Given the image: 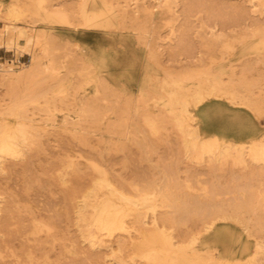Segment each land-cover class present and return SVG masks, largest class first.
Instances as JSON below:
<instances>
[{"label": "rangeland", "instance_id": "rangeland-1", "mask_svg": "<svg viewBox=\"0 0 264 264\" xmlns=\"http://www.w3.org/2000/svg\"><path fill=\"white\" fill-rule=\"evenodd\" d=\"M83 9L98 18L93 34L115 37L140 56L119 73L118 84L86 57L76 36L56 31L57 25L85 27ZM58 11L67 13L66 24L51 19ZM0 55V130L26 127L17 153H0V206L12 200L8 220L12 229L24 228L6 230L5 202L0 264H264V131L253 141L230 140L245 149L243 160L237 152L227 157L220 148L229 140L205 134L196 114L209 98H224L264 119V0H0ZM136 68L138 82L130 87ZM195 89L204 90L199 100ZM216 139L220 148L210 150ZM99 184L126 186L129 198L116 199L125 228L102 231L93 242L78 230L70 195L78 202L77 189ZM154 220L168 225L158 231ZM49 226L55 231H42ZM193 253L203 257L199 263Z\"/></svg>", "mask_w": 264, "mask_h": 264}, {"label": "bare ground", "instance_id": "bare-ground-1", "mask_svg": "<svg viewBox=\"0 0 264 264\" xmlns=\"http://www.w3.org/2000/svg\"><path fill=\"white\" fill-rule=\"evenodd\" d=\"M83 14H84V24H85V27L86 28H92V27H95V25L97 24L96 23V20L98 19L96 16H91V15H89L84 9H83ZM116 14V13H115ZM93 15V14H92ZM99 16V15H98ZM50 17V16H49ZM52 17H54V18H51V19H53V21L55 20V21H60V22H63L64 21V23L66 24L68 21V15H67V13L65 12V11H58V12H54V13H52ZM110 20V19H109ZM238 20V19H237ZM67 21V22H66ZM171 21V20H170ZM100 22V21H99ZM99 24V23H98ZM103 24V23H102ZM101 24V25H102ZM100 25V24H99ZM230 27V26H229ZM113 28V27H112ZM220 28V27H219ZM239 30V29H238ZM212 32V31H211ZM14 34V33H13ZM200 34V33H199ZM211 36V35H210ZM221 36V35H220ZM259 37H261V35L259 36ZM14 39V38H13ZM11 37H10V42H12V41H14ZM9 40V39H8ZM205 40V39H204ZM262 41V40H261ZM258 46V45H257ZM35 62V61H34ZM34 62H33V64L31 65V70L32 69H34L35 70V68H33V67H36V63L34 64ZM190 62V61H189ZM35 65V66H34ZM96 66V65H95ZM27 68H25V70H26ZM30 69V68H29ZM28 70V69H27ZM37 70V69H36ZM30 71V70H29ZM31 72H34V71H31ZM31 72H27V74H30ZM22 73V72H21ZM35 73V72H34ZM27 74H24L25 76L27 75ZM23 75V74H22ZM15 76H17L16 74H15ZM19 76V75H18ZM17 76V77H18ZM21 76V75H20ZM3 79H8V78H11L12 79V77H11V75H7V74H5V75H3L2 74V76H1ZM17 77H15V78H17ZM22 77V76H21ZM27 77V76H26ZM208 77V76H207ZM14 78V77H13ZM14 78V79H15ZM20 79V78H19ZM206 79V78H205ZM200 80V79H199ZM218 80V79H217ZM200 83H201V80L199 81ZM203 82V81H202ZM217 82V81H216ZM204 83H207V81L206 82H204ZM215 83V82H214ZM202 85V84H201ZM197 88H198V86H197ZM179 89H180V87H179ZM186 89V88H185ZM216 89V88H215ZM218 89V88H217ZM196 90V89H195ZM173 91V90H172ZM181 91V90H180ZM187 91H189V90H187ZM204 90L203 89H197L195 92H194V98H196L197 100H199V99H201L202 97H203V94H204V92H203ZM193 92V91H192ZM191 92V93H192ZM186 93V92H185ZM210 93V92H209ZM176 94V93H175ZM171 95V94H170ZM169 95V96H170ZM177 95V94H176ZM185 96H186V94H184ZM193 95V94H192ZM191 96V95H190ZM206 97V96H205ZM182 99V98H181ZM185 99V98H184ZM183 100V99H182ZM181 101V100H180ZM175 102V101H174ZM185 102H187V100H185ZM178 103V102H177ZM176 103V104H177ZM184 103V102H183ZM187 104V103H186ZM185 104V105H186ZM189 104V103H188ZM189 107V106H188ZM187 112L188 111V109L186 108V107H184V110H183V112ZM182 112V111H181ZM182 112V113H183ZM185 114V113H184ZM183 114V115H184ZM187 114V113H186ZM182 115V114H181ZM182 115V116H183ZM186 116H188V115H186ZM181 117V116H180ZM186 121V119H183V117H182V121ZM184 123V122H183ZM186 123V122H185ZM188 123V122H187ZM2 124V123H1ZM22 125H23V123H22ZM181 125H182V123H181ZM180 125V126H181ZM185 125V124H184ZM183 125V126H184ZM17 126V125H16ZM15 126V127H16ZM18 126H19V124H18ZM18 126H17V128H15V131L14 130H12V129H10V130H7V126L5 125V127L4 128H6V130L4 131V132H2L3 130V128L0 130V133H1V135H0V153H11V155L12 154H14V152L17 150V148H15L18 144H16L17 143V140L20 138L19 136H21L20 134H22L23 135V133H25L24 132V128H26V127H24L25 125H23V126H20L19 128H18ZM189 125L187 124V127H188ZM0 127H3V125H1ZM24 127V128H23ZM182 128V127H181ZM186 128V127H185ZM184 129V127L182 128V130ZM185 130H188V132L189 133H192V134H195L196 135V132L195 131H193V130H191V129H185ZM184 130V131H185ZM27 131V130H26ZM27 133V132H26ZM200 135V134H199ZM25 136V135H24ZM198 136V135H197ZM19 137V138H18ZM199 138V137H198ZM194 140V139H193ZM196 140L198 141V139L196 138ZM217 140H219V139H216V140H214V141H212V142H208L209 144H208V148L210 149V150H212V149H214V148H220L219 146H221V145H219V143L218 142H216ZM24 141V140H23ZM184 141V140H183ZM204 141V140H203ZM220 142H221V140H219ZM224 141H226V140H224ZM193 143L195 142V141H192ZM188 143V142H187ZM218 143V144H217ZM225 143V142H224ZM255 143V142H254ZM16 144V145H15ZM191 144V143H190ZM195 144V143H194ZM201 144V143H200ZM204 144V143H203ZM193 145V144H192ZM202 145V144H201ZM196 146V145H195ZM203 146V145H202ZM222 146H223V144H222ZM206 147H204V149H205ZM208 148H206V149H208ZM256 148V150H257V147H254V149ZM221 149H223L222 151L223 152H227V157H228V155H232V157H233V155L235 156V154H234V152H237L238 154H236L237 156H239L237 159H241V160H243L242 158H243V154H244V149H245V147H244V145H239V144H234V143H232L230 140H229V142H227L222 148H220V151H221ZM19 150V149H18ZM185 150V149H184ZM264 150V149H263ZM209 151V150H208ZM214 151H215V149H214ZM217 151V150H216ZM222 151H221V153H222ZM15 153H17V151L15 152ZM229 153V154H228ZM243 153V154H242ZM1 154V155H2ZM224 154V153H223ZM240 154V155H239ZM107 156V155H106ZM225 156V155H224ZM240 156H242V158H240ZM231 157V156H230ZM5 158V157H4ZM235 158V159H236ZM0 159H2V157H0ZM16 159V158H15ZM30 159V158H29ZM234 159V158H233ZM236 159V160H237ZM238 161H240V160H238ZM27 163V162H26ZM33 164V163H32ZM111 164V163H110ZM2 165V164H1ZM3 166V165H2ZM8 166V165H7ZM29 168V167H28ZM84 170V169H83ZM86 170V169H85ZM81 171V170H80ZM61 173V172H60ZM172 173V172H171ZM124 175V174H123ZM63 176V175H62ZM102 176V175H101ZM130 177V176H129ZM142 177V176H141ZM21 178V177H20ZM166 178V177H165ZM97 179V178H96ZM144 179V178H143ZM146 179V178H145ZM172 179V178H171ZM34 180V179H33ZM169 180H170V178H169ZM65 181V180H64ZM98 181V180H97ZM103 181V180H102ZM107 181V180H106ZM148 181V180H147ZM61 182V181H60ZM96 182V181H95ZM99 182V181H98ZM97 182V183H98ZM146 182V181H145ZM164 182V181H163ZM136 183V182H135ZM167 183V182H166ZM172 183V182H171ZM176 183V182H175ZM95 184V183H94ZM111 184V183H110ZM147 184V186H148V182L146 183ZM146 184H145V186H146ZM152 184H154V183H152ZM179 184V183H178ZM1 185H2V183H1ZM0 185V186H1ZM77 185V184H76ZM100 185V184H99ZM99 185H97V186H90L88 189L86 188H84L83 190V192H82V188H80L81 189V191L79 190V189H77L78 191H79V193H80V196H78V202H76V200H75V197H77V191H75V195L76 196H74V194H71L70 195V199L71 200H74V202L72 203L73 204V209H74V211H73V213L75 212L76 213V215H74L75 216V218H74V220H75V223L78 225V230H80V233L82 234L81 236H84V238L86 237V238H88L90 241H93V242H98V241H100V236L99 235H101V233H102V231L104 232V231H107V232H112V231H114L115 229H124L125 228V221H124V218H123V216H124V214H125V212L122 210V208H118L117 207V205H116V203L119 201L117 198H121L122 197V195L124 196V194L126 193L125 192V190L126 189H124V194H123V192H122V190L120 189V188H118V186H99ZM139 185V184H138ZM137 185V186H138ZM143 186V185H142ZM154 186V185H153ZM4 186H2V189H4L3 191L5 192V190H8V186H7V188H3ZM64 187H66V186H64ZM80 187V186H79ZM81 187H84V186H81ZM128 187H130V186H128ZM134 187V186H133ZM139 187V186H138ZM137 187V188H138ZM150 187V186H149ZM149 187H146V188H149ZM166 187V186H165ZM171 187V186H170ZM232 187V186H231ZM70 188V187H69ZM78 188V187H77ZM145 188V187H144ZM169 188V187H168ZM168 188H164V189H168ZM175 188H176V185H175ZM118 189H120V191L118 190ZM141 189V188H140ZM142 189H143V187H142ZM172 190V187L171 188H169V190ZM178 190L180 189V188H177ZM216 189V188H215ZM261 189H263V188H261ZM52 190V189H51ZM63 190H65V189H63ZM74 190V189H73ZM144 190V189H143ZM152 190V189H151ZM165 190V191H166ZM182 190V189H181ZM148 191V190H147ZM164 191V192H165ZM207 191H208V189H207ZM213 191H215V190H213ZM233 191V190H232ZM262 191H264V190H262ZM3 192V193H4ZM9 191H6L5 192V195H6V193H8ZM14 193H16L15 191H13ZM119 192H120V194H119ZM131 192V191H130ZM142 192V191H141ZM157 192V191H156ZM159 192H160V190H159ZM163 192V191H162ZM181 192V191H180ZM192 192V191H191ZM218 192V191H217ZM11 193H12V190L8 193L9 195H11ZM14 193H12L14 196H15V194ZM66 193L68 194V193H70L69 191L67 192L66 191ZM121 193H122V195H121ZM142 193H144V191L142 192ZM149 193H151V192H149ZM181 193H183V192H181ZM185 193V192H184ZM65 194V193H64ZM67 194H65L66 196H67V198H68V195ZM136 194V193H135ZM134 194V195H135ZM161 194V193H160ZM168 194H170L169 192H168ZM208 194V193H207ZM210 194V193H209ZM257 194V193H256ZM264 194V193H263ZM12 195V196H13ZM17 195V194H16ZM162 195H163V193H162ZM167 195V194H166ZM171 195V194H170ZM174 195V194H173ZM177 194H175V196H176ZM210 195H212V194H210ZM214 195H216V194H214ZM218 195V194H217ZM125 196H127L126 194H125ZM139 196H141V195H139ZM138 196V197H139ZM168 196V195H167ZM187 196H189V195H187ZM196 196V195H195ZM203 196V195H202ZM213 196V195H212ZM258 196V195H257ZM82 197V198H81ZM131 197V196H130ZM145 197V196H144ZM148 197V196H147ZM161 197H163V196H161ZM168 197H171V198H174V196L172 197V195L171 196H168ZM201 197V196H200ZM205 197V196H204ZM213 197H215V196H213ZM4 198L5 199H7V197L6 196H4ZM10 198V197H9ZM11 198H13V197H11ZM10 198V199H11ZM15 198V197H14ZM79 198H81V199H79ZM127 198H129L128 196H127ZM153 198H155V196L153 197ZM158 198V197H157ZM165 198H167L166 196H165ZM170 198V199H171ZM210 198V197H209ZM16 199V198H15ZM116 199H117V202H116ZM138 199V198H137ZM136 199V200H137ZM150 199V198H149ZM183 199V198H182ZM184 199H185V197H184ZM201 199V198H200ZM245 199V198H244ZM249 199V198H248ZM247 199V200H248ZM256 199V198H255ZM261 199V198H260ZM4 200V199H3ZM60 200V199H59ZM80 200V201H79ZM163 200V199H162ZM171 200H175V198L174 199H171ZM186 200V199H185ZM188 201H189V199H187ZM199 200V199H198ZM246 200V199H245ZM244 200V201H245ZM257 200V199H256ZM70 201V200H69ZM121 201V200H120ZM159 201V200H158ZM157 201V202H158ZM165 201V200H164ZM166 201H170V200H166ZM177 201V200H176ZM193 201H195V199L193 200ZM192 201V202H193ZM200 201H202V200H200ZM225 201V200H224ZM253 201V200H252ZM1 202H3V201H1ZM6 202V201H5ZM3 202V204H2V206H4L6 203H8V204H10V202H11V204H10V206L8 205V204H6V206H4L5 207V213H3V210H2V206H0V209L2 210L1 212H2V214H3V220L2 221H4V223L5 222H7L8 221V223L7 224H5V228L6 227H8V229L6 228V230H8V231H10V227H11V230H15V229H12L13 227H12V225H13V222H11V220H8V218H9V216L11 217L12 216V213H13V211H15V207H14V210H12V208H13V201L11 200L10 202ZM71 202V201H70ZM123 202V201H122ZM128 202V201H127ZM154 202V201H153ZM192 202H191V204H192ZM205 202V201H204ZM220 202V201H219ZM249 202H251V200H249ZM262 202H263V200H262ZM5 203V204H4ZM16 203V202H15ZM121 203V202H120ZM161 203V202H160ZM164 203V202H163ZM173 203V202H172ZM177 203H178V201H177ZM188 203V202H187ZM195 203H196V201H195ZM194 203V204H195ZM198 203H199V201H198ZM202 203V202H201ZM209 203V202H208ZM211 203V202H210ZM233 203H235V202H233ZM246 203H247V201H246ZM117 204H119V203H117ZM121 204H123V203H121ZM162 204V203H161ZM167 204H169V203H167ZM173 204H175V203H173ZM172 204V207H177V209H178V206H174ZM193 204V205H194ZM204 204V203H203ZM229 204V203H228ZM237 204H239V203H237ZM236 204V205H237ZM248 204V203H247ZM1 205V204H0ZM12 205V206H11ZM17 205V204H16ZM120 205V204H119ZM124 205L125 204H123L121 207H123L124 208ZM127 205H129V204H127ZM170 205H171V203H170ZM243 205V204H242ZM251 205H253V203L251 202ZM22 206V205H21ZM72 206V205H71ZM71 206H70V208H71ZM240 206V205H239ZM238 206V207H239ZM247 206V205H246ZM248 206H249V204H248ZM257 206V205H256ZM260 206V205H259ZM264 206V205H263ZM2 207V208H1ZM10 207H12L11 209H10ZM69 207V206H68ZM125 207H127V206H125ZM149 207H150V205H149ZM164 207V206H163ZM198 207H200L201 208V204H200V206H198ZM212 209H213V207H212V205L210 206ZM210 207H209V209H210ZM215 207V206H214ZM220 207V206H219ZM218 207V208H219ZM233 207H234V205H233ZM262 207V206H261ZM22 208V207H21ZM69 208V209H70ZM129 208H130V210L133 208V206H132V208H131V206H129ZM135 208V207H134ZM155 208V207H154ZM154 208L152 207L151 209H153L154 210ZM197 207H195V209H196ZM199 208V209H200ZM202 208H203V206H202ZM206 208V207H205ZM247 208H249L250 209V207H247ZM251 208H254V207H252L251 206ZM257 208V207H256ZM259 208V207H258ZM4 209V208H3ZM24 209V208H23ZM137 209V208H136ZM135 209V210H136ZM150 209V210H151ZM176 209V208H175ZM176 209V210H177ZM193 209H194V207H193ZM219 209H221V208H219ZM124 210H125V208H124ZM133 210V209H132ZM134 210V211H135ZM139 210V209H138ZM181 209H179V211H180ZM190 210H192V209H190ZM200 210H203V209H200ZM207 210V209H206ZM205 210V211H206ZM223 210V209H222ZM240 209L238 208V211H239ZM244 210V209H243ZM248 210V209H247ZM251 210V209H250ZM256 210V209H255ZM264 210V209H263ZM19 211V210H18ZM66 211V210H65ZM71 211V210H70ZM70 211H68V212H70ZM71 211V212H72ZM126 211V210H125ZM137 211V210H136ZM204 211V210H203ZM211 211V210H210ZM209 211V212H210ZM213 211V215H215L214 213H216L214 210H212ZM221 211V210H220ZM226 211V210H225ZM0 212V213H1ZM20 212V211H19ZM67 212V211H66ZM67 212V213H68ZM127 212H129V210H127ZM155 212V211H154ZM177 212H178V210H177ZM183 212V211H182ZM182 212H180V213H182ZM197 212H199V210L197 209V211H195V213H197ZM219 212V211H218ZM244 212V211H243ZM242 212V213H243ZM251 212V211H250ZM253 212V211H252ZM73 213H72V215H73ZM130 213V212H129ZM133 213H135V212H133ZM174 213V212H173ZM176 213V212H175ZM194 212H193V214H195ZM199 213H201V211L199 212ZM228 213V212H227ZM1 214V215H2ZM14 214V213H13ZM177 214V213H176ZM184 214V213H183ZM201 214H203V213H201ZM208 214V213H207ZM210 214V213H209ZM260 214V213H259ZM258 214V215H259ZM128 215V214H127ZM130 215V214H129ZM136 215V214H135ZM196 215V214H195ZM198 215V214H197ZM211 215V214H210ZM224 215V214H223ZM235 215H237V214H235ZM234 215V216H235ZM239 215V214H238ZM246 215V214H245ZM14 216H16V214L14 215ZM21 215H19V217H20ZM23 216V215H22ZM73 216V217H74ZM140 216V215H139ZM174 216H176V217H178V215H174ZM183 216V215H182ZM202 217H206L205 215H201ZM200 216V217H201ZM220 216V215H219ZM233 216V215H232ZM243 216V215H242ZM255 216H256V214H255ZM2 217V216H1ZM0 217V218H1ZM53 217V216H52ZM135 217V216H134ZM137 217H138V215H137ZM218 217V216H217ZM227 217V216H226ZM231 217V216H230ZM15 218V217H14ZM29 218V217H28ZM34 218V217H33ZM32 218V219H33ZM50 218V217H49ZM69 218H70V216H69ZM204 218H201V219H204ZM10 219V218H9ZM11 219H13V217L11 218ZM16 219V218H15ZM22 218L20 217L19 218V221H24V220H21ZM51 219V218H50ZM73 219V218H72ZM135 219V218H134ZM166 219V218H165ZM164 219V220H165ZM170 219V218H169ZM169 219L167 220V221H169ZM181 219V218H180ZM230 219V218H229ZM18 220V219H17ZM74 220H72V221H74ZM153 220V219H152ZM163 220V221H164ZM174 221H176V220H178L177 218L176 219H173ZM197 220V219H196ZM232 220V219H231ZM259 220V219H258ZM2 221H0V223L2 222ZM9 221H10V223H9ZM37 221V220H36ZM54 222L53 223H55L56 221L55 220H53ZM135 221V220H134ZM141 221V220H140ZM155 221V220H154ZM171 221V220H170ZM225 221V220H224ZM234 221V220H233ZM264 221V220H263ZM145 222V221H144ZM165 222L166 221H164L163 223H161V224H163V225H159V222H158V226H167V225H165ZM193 222V221H192ZM204 222V221H203ZM206 222V221H205ZM208 222V221H207ZM257 222V221H256ZM12 223V224H11ZM17 223V222H16ZM46 223H48V222H46ZM46 223H45V225L44 226H46L47 227V225H46ZM51 223V222H50ZM155 223H156V226H157V222L155 221ZM154 223V224H155ZM167 223V222H166ZM168 223H171V222H168ZM179 223V222H178ZM182 223V222H181ZM264 223V222H263ZM3 224V223H2ZM17 224H19V223H17ZM25 223H22V225H24ZM37 224V223H36ZM127 224V223H126ZM153 224V225H154ZM175 224H176V226L179 228V224H177L176 222H175ZM202 224H204V223H202ZM242 224V223H241ZM240 224V225H241ZM249 224V223H248ZM248 224H247V226H248ZM7 225H11L10 227L9 226H7ZM51 225V224H50ZM174 225V224H173ZM172 225V226H173ZM197 225V224H196ZM205 225V224H204ZM207 225V226H206ZM205 226H206V228H210V227H212V223H210L209 222V224H206ZM260 225V224H259ZM3 226V225H2ZM19 226V225H18ZM18 226H17V228H16V230H18V231H22V230H24V228H23V226H21V223H20V226H19V228L21 229H19L18 228ZM25 226V225H24ZM43 226V227H44ZM55 226H56V224H55ZM58 226V225H57ZM134 226V225H133ZM139 226V225H138ZM157 226V229L159 228ZM169 226H171V225H169ZM193 226V225H192ZM246 226V225H245ZM29 227V226H28ZM52 227H53V225H52ZM52 227H48L47 229H44V228H42V229H44V230H42V231H47L48 233H50V232H54L55 230H53V228ZM3 228V227H2ZM23 228V229H22ZM30 228H32V226L30 227ZM38 228H39V226H38ZM153 228V227H152ZM164 228V227H163ZM168 228H170V227H168ZM172 228H174V227H172ZM190 229H191V226L189 227ZM254 228V227H253ZM28 229V228H27ZM26 229V230H27ZM150 229V228H149ZM156 229V227H154V230ZM160 229V228H159ZM158 229V231H160ZM162 229V228H161ZM181 229V228H180ZM187 229H188V227H187ZM4 231H6L5 229H3ZM15 230V231H16ZM29 230V229H28ZM32 230V229H31ZM126 230V229H125ZM142 230V229H141ZM175 230V229H174ZM258 230V229H257ZM13 231H11V232H13ZM18 231H16V232H18ZM30 231V230H29ZM41 231V232H42ZM124 231V230H123ZM158 231L157 230H155V232H157L158 233ZM192 231V230H191ZM247 231V230H246ZM250 231H252V230H250ZM11 232H10V235L9 236H11ZM20 232L18 233V234H20ZM31 232V231H30ZM7 233H9V232H7ZM7 233H5V234H7ZM24 233V232H23ZM105 233V232H104ZM130 233V232H129ZM47 234V233H46ZM109 234V233H108ZM148 234V233H147ZM150 234V233H149ZM151 234H156V233H151ZM163 234V233H162ZM166 234V233H165ZM172 234H173V232H172ZM8 235V234H7ZM55 235V234H54ZM157 235V234H156ZM161 235V234H160ZM164 235V234H163ZM181 235V234H180ZM2 236V235H1ZM16 236V235H15ZM21 236V235H20ZM19 236V237H20ZM22 236H23V234H22ZM53 236V235H52ZM150 236H154V235H150ZM158 236V235H157ZM174 236V235H173ZM253 236V235H252ZM12 237V236H11ZM54 237V236H53ZM171 237V236H170ZM176 237V236H175ZM251 237V236H250ZM249 237V238H250ZM37 237H35V239H36ZM40 238V237H39ZM83 238V237H82ZM85 238V239H86ZM98 238H99V240H98ZM152 240H153V238H155V236L152 238V237H150ZM158 238V237H157ZM194 238V237H193ZM6 239V238H5ZM102 239V238H101ZM148 239H149V235H148ZM147 238H145V240H148ZM170 239H172V237L170 238ZM9 240V239H8ZM103 240V239H102ZM136 240V239H135ZM152 240H150V241H152ZM155 240V239H154ZM160 240H162V239H160ZM164 240V239H163ZM162 240V241H163ZM168 241H165L166 243L168 242V243H170L169 245H171L172 243H171V241L169 240V238L167 239ZM173 240V239H172ZM24 240H22V242H23ZM150 241H149V243H150ZM192 241V240H191ZM21 242V243H22ZM125 242V241H124ZM173 242V241H172ZM154 243V242H153ZM167 243V244H168ZM174 243V242H173ZM103 244V243H102ZM166 244V245H167ZM73 245V244H72ZM132 245V244H131ZM151 245V244H150ZM157 245V244H156ZM165 245V246H166ZM193 245H194V243H193ZM258 245V244H257ZM66 246V245H65ZM100 246V245H99ZM160 246V245H159ZM168 246V245H167ZM41 247V246H40ZM131 247V246H130ZM138 247V246H137ZM178 247V246H177ZM148 248V247H147ZM162 248H164V247H162ZM179 248V247H178ZM135 249V248H134ZM153 249V248H152ZM158 249V251H159V249H161V248H157ZM180 249V248H179ZM190 249H191V247H190ZM259 249V248H258ZM75 250V249H74ZM107 250H109V249H107ZM123 250V249H122ZM149 250V249H148ZM185 250V249H184ZM187 250H188V248H187ZM132 251V250H131ZM161 251V250H160ZM167 251V250H166ZM196 251V250H195ZM148 253V258H154L155 257V255H153V254H155V253H149V252H147ZM158 253H160V252H158ZM185 253V252H184ZM195 253V252H194ZM193 253V254H194ZM127 254H129V253H127ZM193 254H191V255H193ZM199 254V253H198ZM202 254H203V252H202ZM201 254V255H202ZM185 255V254H184ZM195 255V254H194ZM193 255V256H194ZM207 255V254H206ZM81 256V255H80ZM147 256V255H146ZM154 256V257H153ZM158 256V257H157ZM161 256H163L162 254L160 255V258H161ZM165 257H166V255H164ZM163 256V257H164ZM177 256V255H176ZM145 257V256H144ZM162 257V258H163ZM168 257V256H167ZM167 257H166V259H167ZM185 258H186V256H184ZM195 257H196V255H195ZM198 257H199V259L196 257V262H198V261H200V259H202L203 257H201L200 255H198ZM201 257V258H200ZM205 257V256H204ZM147 258V260H150V259H148ZM157 258H159V255L157 254L156 255V258L155 259H157ZM161 258V259H162ZM188 258H191V260H193V263H196L195 261H194V259L192 258V257H190V255L188 256ZM207 258V257H206ZM205 258V259H206ZM209 258H210V256H209ZM150 260V261H153V260ZM154 259V260H155ZM184 258L182 257V260H183ZM198 259V260H197ZM213 259V258H212ZM70 260V259H69ZM158 260V259H157ZM157 260L155 261V262H157ZM160 260V259H159ZM163 260V259H162ZM185 260V259H184ZM191 260H190V262H191ZM149 261V262H150ZM164 261V260H163ZM163 261H161L160 260V262H163ZM189 261V260H188ZM203 261V260H202ZM212 261H214V260H212ZM148 262V261H147ZM148 262V263H149ZM154 262V263H155ZM159 262V263H160ZM184 262V261H183ZM186 262V261H185ZM189 262V263H190ZM237 262V261H236ZM119 263H120V261H119ZM123 263V262H122ZM121 263V264H122ZM192 263V262H191ZM190 263V264H191ZM199 263V262H198ZM239 263V262H238ZM72 264H74V262L72 263ZM147 264V263H146ZM161 264V263H160ZM179 264H181V263H179ZM185 264H187V262L185 263ZM197 264V263H196ZM206 264H207V262H206Z\"/></svg>", "mask_w": 264, "mask_h": 264}, {"label": "crops", "instance_id": "crops-1", "mask_svg": "<svg viewBox=\"0 0 264 264\" xmlns=\"http://www.w3.org/2000/svg\"><path fill=\"white\" fill-rule=\"evenodd\" d=\"M56 31L61 38L76 36L85 46L86 57L95 61L107 78H115L117 84L120 82L119 73L128 68L132 69V64H137V59L140 58L129 47L121 48L119 39L111 38L104 33L93 34L91 28L73 30L66 25H57ZM4 54L14 55V52L4 50ZM25 55L26 53L22 56ZM138 73L137 69L134 77L133 75L129 77L130 87L137 85ZM196 114L198 122L204 126L207 135H219L225 136L228 140L249 142L259 138L260 133L264 131V119H258L247 108L234 105L224 98H209L198 106Z\"/></svg>", "mask_w": 264, "mask_h": 264}]
</instances>
